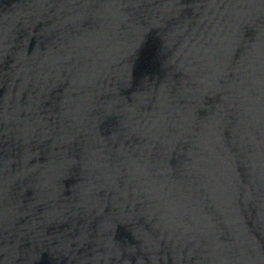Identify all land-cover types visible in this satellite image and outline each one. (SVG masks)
Returning a JSON list of instances; mask_svg holds the SVG:
<instances>
[{"label": "water", "instance_id": "1", "mask_svg": "<svg viewBox=\"0 0 264 264\" xmlns=\"http://www.w3.org/2000/svg\"><path fill=\"white\" fill-rule=\"evenodd\" d=\"M0 264H264V0H0Z\"/></svg>", "mask_w": 264, "mask_h": 264}]
</instances>
